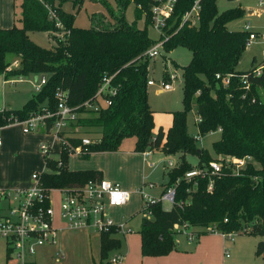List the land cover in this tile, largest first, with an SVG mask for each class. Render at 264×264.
I'll use <instances>...</instances> for the list:
<instances>
[{
  "label": "trees",
  "instance_id": "16d2710c",
  "mask_svg": "<svg viewBox=\"0 0 264 264\" xmlns=\"http://www.w3.org/2000/svg\"><path fill=\"white\" fill-rule=\"evenodd\" d=\"M91 1L107 7L112 24L103 25L102 16H98L89 28L75 26L76 14L85 0H21L20 26L0 27V74L6 80L46 75L40 91L22 108L0 111V126L14 119L25 120L43 109L56 111V94L65 91L66 103L79 115L75 126L96 128L99 134L87 145L78 135H66L58 152L60 166L53 156L44 155L47 170L40 173L42 189H72L102 179L98 170H71L68 160L72 151L68 147H80V157L88 158L95 151H117L124 139L133 138L136 152L159 150L169 157L178 154L167 182V186H175V202L170 209H164L160 202L150 204L151 216L141 220L143 255H163L175 249V227L182 226L260 236L255 255L264 256V70L256 76L252 73L255 65L247 71L236 69L249 32L226 26L244 10L236 7L219 14L216 0H199L198 22L181 24L183 13L194 0L177 1L163 29V47L170 51L181 45L191 52L190 61L182 66L184 109L171 112L167 130L160 126L155 132L147 89L150 58L145 56L156 41L149 38L146 28L151 22L152 0H115V10L107 0ZM65 3H70L74 12L65 11ZM131 3L135 19H144L143 28L125 19ZM58 21L64 27L62 39L55 34ZM29 31L48 32L55 45L49 49L37 45L27 35ZM11 58L17 59L18 65L8 68ZM217 74L228 76L229 82L216 79ZM104 78H109V87L115 93L103 92L99 99L96 93ZM86 102L98 103L99 108L88 109ZM190 108L199 118L201 136L220 129L219 139L212 143L218 158H211L206 149L199 148L187 132L186 114ZM52 121L47 120L44 132H49ZM189 154L198 157L199 165L206 163L190 180L185 178L192 170L186 160ZM245 155H250L260 168L249 162L235 174L231 166L222 164L219 173L209 174V163L220 160L219 156L225 159ZM118 246V239L101 233L102 255ZM6 252L9 255L8 248Z\"/></svg>",
  "mask_w": 264,
  "mask_h": 264
},
{
  "label": "rangeland",
  "instance_id": "374dc122",
  "mask_svg": "<svg viewBox=\"0 0 264 264\" xmlns=\"http://www.w3.org/2000/svg\"><path fill=\"white\" fill-rule=\"evenodd\" d=\"M21 0H0V27L9 28L13 24L20 26L18 22V15L20 13ZM110 7L114 10L117 8L115 0H107ZM241 7L244 10V14L239 18L229 21L226 26L229 30H246L245 25H250V30L257 33L258 37L246 46L243 51L240 61L238 62L236 69L239 71H247L252 65L258 66L262 64L264 58V4H259L258 0H216L217 12L220 14L223 11ZM63 9L67 12H74L70 3H65ZM254 11V13H249ZM53 14V13H52ZM94 15L97 17L94 19ZM98 16H102L104 20L103 25H109L113 23L108 9L101 3H95L91 0H85L80 11L76 14L74 25L82 28H89L98 20ZM125 19L139 28L145 26L144 19H135L134 17V4H130L125 11ZM58 30L55 31L57 38H63V25L58 21ZM148 36L152 40H158L159 32L153 28L150 24L146 26ZM29 38L37 45L43 48H52L55 45V41L49 37L46 31H29L27 33ZM191 58V52L186 47L178 45L170 51L161 50L160 54L155 58H150L148 63V79L155 81V85H148V102L151 109L154 111L155 126L162 125L164 128H168L171 121V112L183 110V79H182V66L186 65ZM255 59L254 62L252 60ZM11 62L17 59L11 58ZM18 61V60H17ZM254 63V64H253ZM175 73L178 78L175 81L170 82L168 74ZM43 74L34 75L31 74L24 79L17 82H9L6 87V94L10 99V106L13 109H20L28 100L29 95L35 93L34 84L40 82V77ZM46 76V75H45ZM22 78V77H18ZM170 82L173 86L171 90L158 91L162 89V82ZM22 131V126L18 124ZM70 128L71 134L78 135L82 138L92 139L97 138L99 134L96 132V128H83L74 126ZM186 127L187 132L193 136L198 134V126L196 123V115L194 109L190 108L186 114ZM43 132V130H39ZM29 132V133H36ZM74 132V133H73ZM220 133L218 131L207 133L201 137V140L197 141L199 148L206 149L211 158H218L212 149V143L218 140ZM43 141V142H42ZM55 141L57 146L58 140L55 139V132L43 133L41 142L37 147V151L42 156L40 151V145L45 143L50 145ZM134 139L127 138L122 142L119 148V152L122 156L115 155L116 152H104L95 151L90 153L88 158H81L79 154L72 153L69 157V167L71 169L90 170L91 169H109L119 170L126 178L138 177L140 182L132 189L128 188L131 192V199L129 203L124 207H115L111 210V218L116 224H124L125 228L130 231L128 242L124 240V236L121 233L110 234V236L118 237L120 239L121 247L111 248L107 250L106 255H102L101 252V234L93 229H71L59 232L57 235L56 244L42 245L37 247L35 254L28 256L34 264H104L108 263V260L115 254L121 253L124 255L123 264H168L166 256L163 255H143L141 250V236L140 225L141 220L145 217L144 206L145 199L137 193L138 189H142L148 195L155 198L160 196L165 191L168 182V172L171 169L167 163L165 154L160 151L154 152V159L148 161L147 167L143 168L140 164L141 160H136L134 155ZM117 152V153H119ZM98 154V155H97ZM104 154V155H103ZM173 161L178 162V154L173 155ZM142 158V155H141ZM221 160L222 157L219 156ZM186 160L192 165V170H199L203 166L204 162L198 164V157L196 155H187ZM256 169L260 168V165L252 161ZM150 163H153L152 165ZM100 167V168H99ZM47 170L46 166L40 169V171ZM35 173V172H34ZM41 173V172H37ZM143 173H145L143 176ZM153 183V187L147 185ZM31 183L28 187H30ZM50 201L53 208V224L55 228H63L64 224L60 218L61 211V196L58 190L52 189L50 191ZM7 202L3 205L6 208ZM162 207L164 209H170L172 203L169 201H162ZM193 227H175L174 239L179 241L182 246L185 243L189 244L188 235H191L195 230ZM261 238H259L260 240ZM7 242L6 239L0 237V264H19L14 254L7 255ZM144 258V259H143Z\"/></svg>",
  "mask_w": 264,
  "mask_h": 264
},
{
  "label": "built area",
  "instance_id": "2783aa9c",
  "mask_svg": "<svg viewBox=\"0 0 264 264\" xmlns=\"http://www.w3.org/2000/svg\"><path fill=\"white\" fill-rule=\"evenodd\" d=\"M178 0H152L150 8L151 22L153 26L159 32V39L156 40L145 52V56L148 58H155L164 50V32L163 29L166 26L168 19L173 14L175 4ZM259 4H264V0H258ZM199 0H194L193 4L188 10H186L181 17V24L189 22L195 25L199 20ZM180 24V25H181ZM58 25V24H57ZM245 28L248 34L246 40V46L255 40L258 35L254 31L250 30V25L247 23ZM264 38V35L262 36ZM18 65V61L11 62L8 68H13ZM264 70V62L258 66H255L252 73L256 76L262 74ZM171 81H175L178 76L175 73L168 74ZM216 79H221L224 84L229 82L228 76L221 77L219 74L216 75ZM46 78L41 77L39 83L34 84L35 92H39L42 85L45 83ZM104 82L100 86L96 95L100 99L103 92H108L113 95L115 90L109 87V78H104ZM170 82H162V91H168L173 88ZM148 85L154 84L152 79H148ZM248 88V86H246ZM58 98L56 111L43 109L42 112L32 114L25 120L14 119L11 123L20 124L22 126L23 133H29L34 131L43 130L45 131L47 120L53 119L52 127L49 129L55 132V139L61 144L64 143L65 136L70 133V128L75 124L78 113L74 111V108L66 103V92L59 91L56 94ZM254 101V100H253ZM105 104H110V101L105 100ZM84 106L88 109L99 108V104H90L86 102ZM2 111V108H0ZM199 118H196V123ZM75 126V125H74ZM76 127V126H75ZM218 132L220 129L217 130ZM46 133V132H44ZM59 133H62L61 137ZM74 133V132H73ZM209 133H212L209 132ZM201 135L198 133L194 138L196 141L201 140ZM91 142V139L82 138V143L87 145ZM1 143V140H0ZM69 146V145H66ZM72 153H80V147L70 148ZM40 151L42 155L51 157L53 155L48 152L53 151L50 145L42 143L40 145ZM71 153V154H72ZM149 154L150 151L144 152ZM55 158V157H54ZM58 162V166L61 165L59 157L55 158ZM253 158L250 155L243 157H229L220 160H212L209 163V174H217L220 172L222 164H226L232 167V172L238 174L243 170L249 162H252ZM166 163L170 168H173L176 164L172 158H167ZM198 173V170L188 171L185 174V178L190 180L193 176ZM32 184L28 188L24 189H1L0 188V201H9L7 208V214L0 217V237L6 239L7 248L9 254H14L19 264H34L28 256L35 254L37 247L42 245L56 244L57 235L59 232L71 229H93L101 233H121L127 235L130 233L125 228L124 224H116L113 220L107 217L104 213V207L106 204L110 206H122L130 199V192L123 189L118 183L110 182L105 179L100 180H89L81 187L76 188H54L60 192L61 196V211L60 218L64 224L63 228H55L53 224V208L50 201V189L44 191L40 185V173H33ZM212 183L210 182L208 189L211 188ZM153 187V183L147 185ZM137 193L142 195L145 199L144 214L145 217L151 216L150 204L162 203V201H169L172 204L175 202V186H166L165 191L160 198H155L148 195L142 189H138ZM215 231V230H212ZM217 232V231H215ZM227 239L232 240L236 232H225L221 233ZM123 254L113 255L108 262L110 264H121L123 261Z\"/></svg>",
  "mask_w": 264,
  "mask_h": 264
},
{
  "label": "crops",
  "instance_id": "0c3cea01",
  "mask_svg": "<svg viewBox=\"0 0 264 264\" xmlns=\"http://www.w3.org/2000/svg\"><path fill=\"white\" fill-rule=\"evenodd\" d=\"M249 13H254V11H249ZM43 76L44 78H46L45 75ZM24 78L25 77L11 78L6 80L4 76L0 74V108L13 109L10 106V99L6 94L7 93L6 85L9 82L15 83ZM152 85H155V81L154 84ZM158 91L160 92L162 90L158 89ZM34 94L29 95L27 99L31 98ZM171 121H170V125H171ZM154 124H155V119H154ZM160 126L163 127L162 125H159L158 127ZM158 127L155 126V132L158 129ZM163 129L167 130V128L164 127ZM43 133L44 132L41 131H37L36 133H23L21 131L20 126L16 123H9L7 125L0 126V140H1L0 188L1 189L15 190V189L28 188V186L31 183L32 174L34 172H42L40 171V169L45 166V163L43 160V155L41 156V154H39V152L37 151V147L41 142ZM50 146L52 147V150L55 152L53 154V157L57 158L58 152L60 151V142L58 141L57 146H55V141H53V143H51ZM115 152H116L115 155L122 156V153L119 152V149ZM133 152L134 154H126V155H134V157H136V160L142 159L140 164L143 165V168L147 167V163H149L148 161L151 162L152 160H157L154 159L153 157L154 155L153 151L150 152L149 154H145L144 152H136L134 150ZM173 157L175 156H170L169 158L173 159ZM150 164L152 165L153 163ZM68 167H69V161H68ZM120 169L122 170L121 167H119L118 171L104 169V168H100V169L90 168V170L100 171L103 179L108 180L110 182L118 183L125 190H128V188L130 189L134 188L140 182L141 179L138 177L129 178L126 176L125 178L122 175V172H120ZM77 170H81V169H77ZM144 174L145 173H143V176H145ZM130 199H131V192H130ZM130 199L128 200L127 203L118 207L126 206L129 203ZM4 202H7L6 208L3 205ZM8 206H9V201L7 200L0 201V217L5 216L7 214ZM113 208L115 207L110 206L108 204H106L104 207L105 215L109 217L111 220H113L111 218L112 216L111 210ZM194 230L195 231L191 235H188L189 244L185 243L184 246H182L179 241L175 240L176 250L172 251L169 254V256H166L169 257L167 258V261L169 262L168 264H264V256L255 255L256 245L257 242L259 241V238H261L260 236L249 235L243 232H237L235 233L233 239L230 240L227 239L222 234H220L219 232H215L212 230L203 231V229L201 228H195ZM123 236L125 242L127 243L129 239V235H123ZM114 238L118 239V237L116 236H114ZM118 240H119L118 247L120 248L121 247L120 239ZM121 264H123V262Z\"/></svg>",
  "mask_w": 264,
  "mask_h": 264
}]
</instances>
